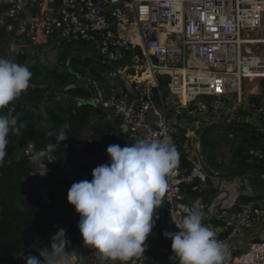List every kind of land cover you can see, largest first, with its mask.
Masks as SVG:
<instances>
[{
    "label": "built area",
    "instance_id": "2783aa9c",
    "mask_svg": "<svg viewBox=\"0 0 264 264\" xmlns=\"http://www.w3.org/2000/svg\"><path fill=\"white\" fill-rule=\"evenodd\" d=\"M0 24L13 38L9 56L23 53L28 42L82 41L94 46L101 64L112 66L111 77L131 78L129 89L106 90L99 79L86 77L89 96L74 99L113 110L132 141L168 138L175 145L178 164L167 176L161 215L176 231L173 220L197 208L226 245L264 220V197L240 202L239 181L229 180L211 200L185 199L181 183L207 176L199 163L189 173L179 166L180 126L172 122L184 119L194 142L210 124L241 122L243 111L264 121V96L256 97L264 54L246 42L264 25V0H0ZM34 150L35 143L27 142L31 161L40 153ZM173 256L168 245L147 238L143 254L109 264H177ZM223 264H264V231L245 248L231 244Z\"/></svg>",
    "mask_w": 264,
    "mask_h": 264
},
{
    "label": "trees",
    "instance_id": "16d2710c",
    "mask_svg": "<svg viewBox=\"0 0 264 264\" xmlns=\"http://www.w3.org/2000/svg\"><path fill=\"white\" fill-rule=\"evenodd\" d=\"M37 11V8H32L33 13ZM0 40H5L8 47L13 40L5 26L1 24ZM70 43L79 45L78 50L87 46L82 41ZM0 57L26 65L33 73L29 88L9 105L0 109V114L15 116L18 122L27 123V127L21 130L22 135L10 134L8 155L5 161L0 163V264H26L21 257L32 247L52 253L51 238L59 228L66 230L65 239L69 242L65 245L67 251L78 252L88 264H96L97 250L84 244L77 227L80 217L75 207L68 202L67 193L74 182L82 180L90 182L92 170L109 162L107 146L125 145L119 129L108 120L110 115L106 109L90 102L78 103L74 99L76 96H89V90L75 85L70 79L86 75L87 68H91L96 62L100 63V60L94 56H82L79 52L68 53L63 59L69 57L70 70L62 73L51 65L41 67L32 64L29 54L25 52L7 58L5 50H2ZM98 71L94 66L91 68L93 77L101 80ZM42 78L49 79L56 89H62L64 95H68L69 98L63 101V104L59 101L55 107L48 106L47 101L54 99V95L50 88L43 84ZM42 104H45L47 109V116L42 118L45 125L38 123ZM242 115L246 117L247 112L243 111ZM183 120H172L180 126L181 133L186 131ZM65 124L70 125L67 129L70 136L59 142L56 132ZM236 124L250 126L246 122ZM251 137L252 140L264 141V137L257 133H253ZM27 142L35 143L34 155L46 151L54 157L55 160L49 157L43 160L46 165L43 174L32 165L31 158L25 155L24 147ZM49 145L54 147L50 148ZM179 150V166L189 173L194 164L180 146ZM241 155L244 158L239 162L237 170L252 166V163H264V157L260 156L254 157L253 162H247L246 158L253 156L250 152ZM261 171L264 169L252 173ZM181 190L186 200L196 198L211 200L218 193V188L213 186L212 178L209 176L204 182L200 178L184 181L181 183ZM44 191L47 192L48 199L44 198ZM249 199L250 196L244 194L240 196L241 202ZM212 222L216 225L223 223L217 219ZM153 230L162 234L161 225L156 220ZM168 246L171 248L170 241Z\"/></svg>",
    "mask_w": 264,
    "mask_h": 264
},
{
    "label": "clouds",
    "instance_id": "9594fccd",
    "mask_svg": "<svg viewBox=\"0 0 264 264\" xmlns=\"http://www.w3.org/2000/svg\"><path fill=\"white\" fill-rule=\"evenodd\" d=\"M32 75L28 66L0 57V109L29 88ZM26 127L17 117L0 114V163L8 155L10 134L20 136ZM69 127L65 124L57 130L59 142L70 136ZM106 152L109 162L92 170L90 182H74L67 200L79 214L77 227L84 244L97 250L101 260L127 261L145 251L155 225L154 213L168 189L167 176L178 164V152L168 138L139 139L123 147L110 144ZM186 211L182 219L173 220L179 231L164 233L172 240L170 259L178 264H223L227 245L203 223L201 210ZM65 236L64 228L52 236L49 258L42 261L31 253L21 258L26 264H70Z\"/></svg>",
    "mask_w": 264,
    "mask_h": 264
},
{
    "label": "rangeland",
    "instance_id": "374dc122",
    "mask_svg": "<svg viewBox=\"0 0 264 264\" xmlns=\"http://www.w3.org/2000/svg\"><path fill=\"white\" fill-rule=\"evenodd\" d=\"M251 38H264V25L261 29L255 30L254 32L251 33ZM28 46L25 49V53H28L31 59L32 64L34 63H42L43 65H51L54 66L58 71L60 72H65L67 69L70 70V63H69V57L64 58L68 53L71 54H78V52L82 56H96L95 48L94 46H85L82 50H78L79 45H70V41H48L46 44H34V43H27ZM251 49L253 52L257 53H262L264 54V43L262 44H252ZM68 49V50H67ZM5 50V55L8 56L9 58V51H8V46L7 42L5 40H0V51ZM98 61V59H97ZM99 71L98 73L101 76V82L105 86L107 84L109 85V82L107 80L108 76H110L109 72L112 71V66L109 65H103L99 62H96L95 65ZM93 66L91 68H93ZM122 65H118L113 67L114 70H117L119 67ZM91 68H87V73L84 76H77L78 78L72 77L70 79L71 82H73L77 86H83L86 87V77L93 76V72H91ZM42 82L45 86H48L51 90V92L54 95V99L51 101H47L48 106L50 107H55L57 102L65 101L66 99L69 98L68 95H64L63 90H58L56 89L55 85L50 83L51 81L49 79H44L42 78ZM83 97V96H80ZM41 112V117L39 118V125H45L44 120L42 118H45L47 116V109L45 107V104L41 105L40 109ZM111 117V116H110ZM110 122L112 121L111 119H108ZM113 123V122H112ZM118 122H115L113 124H117ZM239 125V124H236ZM253 128V127H252ZM233 129H229L227 127H214L211 128L206 134H205V145H206V150H207V159L209 162V165L215 169L218 172H231L234 170H237L239 167V162L244 158L242 156V153L250 152L253 154V156L249 157L254 159V157L257 156H264V141L263 140H252V134L247 132V131H242V130H233L236 132L240 133H245L247 136L245 139H241V135H234L237 133L232 134L231 131ZM262 131V130H261ZM203 130H199L197 132L198 139L197 141L191 142L188 140L189 134L185 131L181 133L179 132L180 141H179V146L182 151H184L192 160V163L195 164L200 162V156L202 155V145H203V139H202V134ZM264 133V131H262ZM240 135V136H239ZM243 136V135H242ZM194 145H193V144ZM239 154L237 157L236 155ZM67 165V163H65ZM258 164V163H252ZM43 170H46V167L43 168ZM40 174H43L44 171L41 172V170H38ZM218 180V179H217ZM216 179L212 178V183L214 184V181H217ZM231 180V179H229ZM236 180L239 181L240 184H246L247 183L251 184V189H256L259 191L260 195L264 194V171L261 172H255V173H248L242 176L236 177ZM257 192V191H256ZM261 197V196H260ZM165 204V202H164ZM165 222H167V218L164 219ZM66 250V249H65ZM40 252L43 254V256L47 259L50 257L51 253H48L45 249L40 250ZM67 252V250H66ZM68 256V259L70 263L72 264H88V261L84 259L83 256H81L78 252H70ZM26 256L25 254H23ZM24 260V259H23ZM111 259L107 260H101L99 258L98 252H97V262L96 264H109Z\"/></svg>",
    "mask_w": 264,
    "mask_h": 264
},
{
    "label": "crops",
    "instance_id": "0c3cea01",
    "mask_svg": "<svg viewBox=\"0 0 264 264\" xmlns=\"http://www.w3.org/2000/svg\"><path fill=\"white\" fill-rule=\"evenodd\" d=\"M132 77H135V76L132 75ZM136 78L139 79V77H136ZM107 80L109 82V85L107 84V86H105L103 84V86L105 87L106 90H109L112 87H123L124 89H129V88H131L130 86L132 85L131 78L126 77V76L124 77L122 75H119L117 77L108 76ZM262 96H264V82L259 85L258 93H257V96L256 97L259 98V97H262ZM111 118H112V121L111 122H113V123L118 122L117 123L118 125H116V124H114V125L119 129V132L122 134V136H123V138L125 140V144H129L130 145L131 143H133L134 141H132V140H130L128 138V135L126 133V129L127 128L122 123V121L120 119L117 120L116 118H113V117H110L109 119H111ZM241 122L248 123L250 125L249 126L250 128H252L251 126H253V129H256V130H259V131H261V130L264 131V121L260 117H258L257 115L248 114L246 117H244L241 120ZM229 131H231L232 134L237 133V134H234V135L240 134L242 140L245 139L246 136H247L244 133L236 132V131H233V130H229ZM50 156L51 155L48 154L46 151H41L38 154L37 158L35 160H33L32 165L34 167H36L37 170H41V172H42V171H44L43 170V167H44L43 166V164H44L43 160L45 159V157H49L50 158ZM229 179H231L230 181H237L236 180V177L229 178ZM229 179H218V180L216 179L217 181H214L213 186L217 187L218 188V192H219L220 188L223 185H225L229 181ZM245 182H246V184L241 185V188H240V191H241L240 196L242 194L247 195V196H250L251 199H249L248 201L253 200L255 198H261L263 196V195H260L259 194V191L258 190L251 189L250 188L251 187V184L250 183H247V180ZM43 193H44V198L45 199H48L47 192L44 191ZM262 193L264 194V192H262ZM217 194H216V196H217ZM240 196H239V198H240ZM244 202H247V201H244ZM164 208H165V204H164V200L162 198L161 199V204L159 205V208L154 213V217H153V219H155L161 225V232H162V234H160L158 231H155V230L152 229V232L148 235L147 238H151V239H154V240H158V241H160V242L165 243L166 245H168V242L170 241L172 243V240L170 238H167L164 235V233L165 232H169V231L171 233H174V232H177V231L170 225V223L168 222V220H167V222H165V220H164L165 218L162 217L161 213H162V211H163ZM165 226L167 228L166 231H165ZM263 231H264V220L260 224L254 226L252 228H245V229H243L239 233V235L236 237V239H234L233 241L227 243V248H229L231 244H237L241 248H245L247 246V244H248L249 241H251L253 239H258L259 235ZM111 261H114V260H111ZM177 264H178V261H177Z\"/></svg>",
    "mask_w": 264,
    "mask_h": 264
},
{
    "label": "water",
    "instance_id": "95a60500",
    "mask_svg": "<svg viewBox=\"0 0 264 264\" xmlns=\"http://www.w3.org/2000/svg\"><path fill=\"white\" fill-rule=\"evenodd\" d=\"M108 112V114L113 117V118H116V115L114 113L113 110L109 109V110H106ZM227 127L229 129H233V130H242V131H247L251 134L253 133H257L259 135H261L262 137H264V134L259 131V130H256V129H253V128H250L248 126H245V125H222V124H210L208 126H206V128L204 129V132L202 134V139H203V145H202V155L200 156V162H201V166L203 168V170L205 171L206 173V176H209L213 179H229V178H234V177H238V176H242V175H245V174H248L250 172H253V171H260V170H263L264 169V163L263 164H257V165H252V166H248L246 168H243V169H239V170H235V171H231V172H218L216 171L215 169H213L210 165H209V162H208V159H207V150H206V145H205V142H204V139H205V134L211 129V128H214V127ZM126 133L128 135V130L126 129ZM50 159L51 160H55L53 156H50ZM63 167V166H62ZM230 217V216H228ZM167 230L166 226H165V231ZM170 232V231H169ZM29 253L37 256L39 259H41L42 261L44 260V256L43 254L37 250L36 248L32 247L28 250H26L24 252L25 255H28ZM72 264V263H71Z\"/></svg>",
    "mask_w": 264,
    "mask_h": 264
},
{
    "label": "bare ground",
    "instance_id": "6f19581e",
    "mask_svg": "<svg viewBox=\"0 0 264 264\" xmlns=\"http://www.w3.org/2000/svg\"><path fill=\"white\" fill-rule=\"evenodd\" d=\"M246 42H248L249 44H262L264 43V38H250ZM137 77H139L140 79L144 78V76L141 74H138Z\"/></svg>",
    "mask_w": 264,
    "mask_h": 264
}]
</instances>
